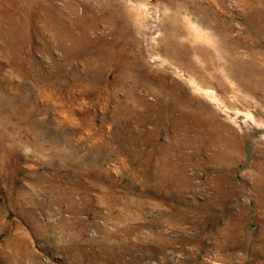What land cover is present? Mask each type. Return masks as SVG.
I'll return each mask as SVG.
<instances>
[{"label":"rangeland","instance_id":"rangeland-1","mask_svg":"<svg viewBox=\"0 0 264 264\" xmlns=\"http://www.w3.org/2000/svg\"><path fill=\"white\" fill-rule=\"evenodd\" d=\"M38 1L66 32L0 54V264H264V0Z\"/></svg>","mask_w":264,"mask_h":264},{"label":"bare ground","instance_id":"bare-ground-1","mask_svg":"<svg viewBox=\"0 0 264 264\" xmlns=\"http://www.w3.org/2000/svg\"><path fill=\"white\" fill-rule=\"evenodd\" d=\"M53 8L55 7H42L39 4L38 0H0V54L6 57L15 56L18 58V64H22V61L20 59V53L22 50L20 43V34L21 31H23L29 24H31L32 17L36 18V22L40 23V25L43 26L44 31H46L49 36H56L59 32L65 33L66 27L61 22L56 9ZM101 50L104 49L98 48V50H96L97 53L94 54V57L85 60V64H90L91 59L95 60L98 63H101V61L103 60V57L101 55L104 54L103 52H100ZM109 58L110 57H108V59ZM116 60L117 58L115 59V61ZM116 62L119 63L118 60ZM124 65L126 64H119L120 67ZM90 76L91 74L82 75L78 72H75L73 81L80 82L82 87L84 86L85 88L90 81ZM121 78L123 77L121 76ZM89 87L94 88V86L91 84H89ZM231 148L232 140L225 137V139H223L222 141V147L220 151H215L216 157H220L225 150ZM220 184L221 183H219V185ZM225 198H229V195L227 193Z\"/></svg>","mask_w":264,"mask_h":264}]
</instances>
